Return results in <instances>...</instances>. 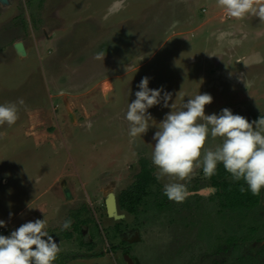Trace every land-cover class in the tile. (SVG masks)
<instances>
[{
    "label": "rangeland",
    "instance_id": "rangeland-1",
    "mask_svg": "<svg viewBox=\"0 0 264 264\" xmlns=\"http://www.w3.org/2000/svg\"><path fill=\"white\" fill-rule=\"evenodd\" d=\"M8 2L0 4V104H24L14 125L0 126V232L45 219L59 253H82L94 238L109 264H125L110 253L118 226L136 264H264V190L251 211L222 209L202 168L184 181L159 180L135 215L119 209L123 221L105 209L108 194L118 198L134 183L141 159L158 174L153 136L172 104L176 110L200 92L213 97L206 115H264V20L230 18L217 0ZM145 76L172 99L150 108L148 131L131 138L125 113ZM169 182L186 184L190 195L160 208ZM67 219L90 223L81 234L72 225L62 231Z\"/></svg>",
    "mask_w": 264,
    "mask_h": 264
},
{
    "label": "clouds",
    "instance_id": "clouds-1",
    "mask_svg": "<svg viewBox=\"0 0 264 264\" xmlns=\"http://www.w3.org/2000/svg\"><path fill=\"white\" fill-rule=\"evenodd\" d=\"M217 4L230 18L239 19L252 13L264 20V4H255L254 0H217ZM149 82L147 76L141 79L135 100L127 106L125 119L131 138L148 131L149 121L153 120L150 108L160 104L167 108L172 99V94L162 86L149 88ZM212 101L210 94L199 92L176 110L172 104V110L156 125L158 130L153 136L151 156L158 170L156 179L172 177L184 181L194 168H202L203 175L211 178L217 174L218 164H222L234 182L243 181L248 191L260 195L264 190V115L251 122L228 108L219 114L206 115L205 106ZM23 104L22 99L8 105L0 104V126L14 125L18 119L17 105ZM217 138L221 142L215 148L205 147L206 141ZM245 190L242 186L241 191ZM163 192L176 203L185 201L190 195L187 185L180 182L164 184ZM71 225V219H67L61 230H70ZM5 226V221L0 220V228ZM59 252V244L46 230L45 219L24 223L9 235L0 234V264H54Z\"/></svg>",
    "mask_w": 264,
    "mask_h": 264
},
{
    "label": "trees",
    "instance_id": "trees-1",
    "mask_svg": "<svg viewBox=\"0 0 264 264\" xmlns=\"http://www.w3.org/2000/svg\"><path fill=\"white\" fill-rule=\"evenodd\" d=\"M139 165L140 171L136 175L134 183L122 192L119 199L120 209L128 214H135L137 212L138 206L151 194L150 188L152 186L160 187L154 175V168L150 166L149 162L146 159H141ZM210 185L215 189V195L222 209L230 211H251L260 204L262 191L260 195H253L247 190L243 181L234 182L222 164H218L217 174L210 178ZM242 186L246 189L243 192L241 191ZM171 204L172 201L165 196L161 204H159V207L169 208ZM81 222L84 223L86 220ZM0 234L5 235V232L2 231ZM69 237V234L66 235V238Z\"/></svg>",
    "mask_w": 264,
    "mask_h": 264
},
{
    "label": "flooded vegetation",
    "instance_id": "flooded-vegetation-1",
    "mask_svg": "<svg viewBox=\"0 0 264 264\" xmlns=\"http://www.w3.org/2000/svg\"><path fill=\"white\" fill-rule=\"evenodd\" d=\"M115 198H116V202H117V212L119 214V209H120V207H119V199H120V196L118 198L115 196ZM260 202H261V200H260ZM105 209H106V207H105ZM135 214H130V215H135ZM119 215H123L124 218L120 219V220H116L114 218H112V219H114L115 221H119V222L123 221L125 219V215L124 214H119ZM106 216H107V212H106ZM89 223H90L89 220H87L84 223H82V222L81 223H76V224L74 223L72 225L73 231L79 232V234H81V233H83L82 232V230H83L82 228L85 227L86 225H88ZM113 231L118 235V238H119L120 235H121V238H123V236H125L127 234V232H122L121 229L118 226H114L113 227ZM69 235H70V237L68 239H70L72 237L71 234H69ZM93 237L96 238L97 236L95 235ZM121 238H120V241L118 242V244L115 246V249H110L111 255H113L115 253L120 255V257L124 260L125 264H136L137 260L136 259L133 260L132 254H130L131 252L128 251L129 249H126L125 246L124 247L122 246V245L128 244L129 241H124ZM95 243L96 242H95L94 238H91V240L85 241L84 244H83L84 247L87 248L86 251H84L82 253H76V252L75 253H70L68 255L65 254V253H59L58 256H57L56 261L62 259V262H60L59 264H72L74 262H84L85 260L86 261L90 260V261H92L91 264H109L108 260H109V255L110 254H98V253H96ZM62 254H65V256H63ZM104 259H107V262H104ZM56 261L54 262V264H56Z\"/></svg>",
    "mask_w": 264,
    "mask_h": 264
},
{
    "label": "water",
    "instance_id": "water-1",
    "mask_svg": "<svg viewBox=\"0 0 264 264\" xmlns=\"http://www.w3.org/2000/svg\"><path fill=\"white\" fill-rule=\"evenodd\" d=\"M0 4L2 6H7L9 2L8 0H0ZM14 49L20 56L26 55L25 48L21 42L14 44ZM63 194H64V198L66 201H71L73 199L72 194L67 187L63 188ZM105 207H106L107 216L109 218H114L116 220H120L124 218L123 215H119L117 212V202H116L115 195L113 193H110L107 196L106 201H105Z\"/></svg>",
    "mask_w": 264,
    "mask_h": 264
}]
</instances>
